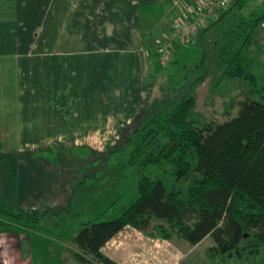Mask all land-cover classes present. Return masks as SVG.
I'll use <instances>...</instances> for the list:
<instances>
[{
    "label": "crops",
    "instance_id": "1",
    "mask_svg": "<svg viewBox=\"0 0 264 264\" xmlns=\"http://www.w3.org/2000/svg\"><path fill=\"white\" fill-rule=\"evenodd\" d=\"M194 2L0 0V198L8 209L39 217L40 224L51 214L45 226L52 227L61 211L71 212L82 181L89 187L95 184L97 171L104 167L102 150L121 148L150 109L180 98L193 79L204 76L194 94L201 91L207 69L194 70L183 84L172 66L199 35L178 46L166 67L156 53L158 40ZM250 54L264 67V43L254 44ZM213 96L208 104L217 115L223 101ZM110 133L118 134L111 146L103 138ZM114 196L108 200L119 204L120 195ZM121 209L96 210L79 224L100 215L111 220ZM152 225L167 227L158 221ZM76 233L68 241L55 240L60 249L56 242L37 239L42 253L36 264L48 258L63 264H101L90 256H74ZM24 238L20 232L0 233V264H35L23 247ZM206 238L191 245L127 225L100 252L118 264H207L208 257L199 254Z\"/></svg>",
    "mask_w": 264,
    "mask_h": 264
},
{
    "label": "trees",
    "instance_id": "2",
    "mask_svg": "<svg viewBox=\"0 0 264 264\" xmlns=\"http://www.w3.org/2000/svg\"><path fill=\"white\" fill-rule=\"evenodd\" d=\"M245 6L244 0H235L199 34L204 45L206 32L237 9L211 40L222 77L247 86L236 102V115L201 126L191 117L193 90L204 76L195 78L180 98L150 109L123 146L104 160L103 169L117 156L135 193L117 217L102 220L100 215L83 224L73 238L79 260L90 256L97 263L118 264L100 249L127 225L154 237L175 235L191 245L209 237L213 245L207 251L216 255L235 249L255 254L264 247V67L250 54L264 14ZM40 220L8 209L0 198V233H23L39 227ZM153 221L167 227L153 226Z\"/></svg>",
    "mask_w": 264,
    "mask_h": 264
},
{
    "label": "rangeland",
    "instance_id": "3",
    "mask_svg": "<svg viewBox=\"0 0 264 264\" xmlns=\"http://www.w3.org/2000/svg\"><path fill=\"white\" fill-rule=\"evenodd\" d=\"M244 2L246 5V11L253 12L256 15L264 14V0H244ZM236 12L237 9L234 8L225 16L224 20L216 23L207 31L204 35L205 46L201 43V41H199L198 37V39L193 41L189 46L184 47L182 49L183 51L181 50L178 55V60L172 65L173 67H176V70H178L179 76H181V83L183 84H186L188 79L193 76L194 70L200 69L203 71V69L206 68L209 71L208 81L205 85H202V89L200 91L201 93L198 92L199 96L198 93L194 94L197 97L198 103L196 105L197 108L195 107L196 110L191 114V117L196 120L200 126L210 121H225L236 115L238 110L236 102L243 97V94L246 91L243 90L245 83L242 80L238 78L227 79L222 77L220 66L214 58L211 46V40L219 32L226 28L227 24L233 19ZM222 13H220L216 19ZM216 25L217 27H215ZM254 37L258 44L264 43V19L258 25ZM152 41L156 44L157 39L154 38ZM199 74L201 73L199 72ZM203 91H208V94L205 93V95L201 96ZM214 93H216V95L219 96V99L223 101V110L220 109V106L218 105V108L220 109V112L222 110V113H216L217 115L210 112V110L212 111L214 109L208 104V98H214L215 100V96H213ZM138 119H140V117ZM138 119L136 120L137 122ZM116 137H118V134L113 135L110 133L106 134L103 138L105 139V143L110 144L109 146H111L112 141H116ZM110 151L111 150L106 147L100 154H105L106 158ZM66 153L67 152L65 151V154ZM116 157L115 154L112 155L107 162L108 166L97 171L96 174L98 177L94 178L96 182L92 185V187H89V185H86L82 181V187L77 190V194H75V198L73 199L74 202L71 205V212L64 213L61 211L60 218L56 221L53 220L50 222L52 227L47 228L45 225L49 222L48 219L52 217L51 214H48L46 218L41 221V225L39 227L32 228L35 230L30 228L23 232L25 235L23 247L27 248L28 254L30 253L31 255H29V258L32 262L36 264L37 257L42 253V250L38 249L40 247L35 245L37 239L45 240L44 242H49L50 244H54L56 242L55 240L58 241L59 239L62 241H68V237L70 236L69 234L76 230L78 232L83 227V225L79 224V222L83 220V218H87L91 215L92 212L99 209H105V212H114L113 210L117 211L118 209H121L123 205L125 206L128 204L135 193L134 188L131 185L132 179L129 175L124 174L121 172V169L118 168V159ZM109 195H120V203L116 204L114 201L110 202V200H108ZM172 238L182 240L177 238L175 235H173ZM62 241L59 242L63 244ZM58 244V242L54 244L57 249L59 248ZM210 245V238H206V240L201 243L199 247V254L206 255L208 257L207 264H264V247L260 248V250L255 254L235 249L225 255H216L215 253H208L207 249ZM76 253L77 252H75V254ZM75 254L74 256H76ZM43 256H45L44 253ZM44 264L63 263L59 261L55 262L48 258Z\"/></svg>",
    "mask_w": 264,
    "mask_h": 264
},
{
    "label": "built area",
    "instance_id": "4",
    "mask_svg": "<svg viewBox=\"0 0 264 264\" xmlns=\"http://www.w3.org/2000/svg\"><path fill=\"white\" fill-rule=\"evenodd\" d=\"M235 0H195L191 9L176 17L167 34L157 42L161 67L173 62L177 47L191 43L210 21L230 7Z\"/></svg>",
    "mask_w": 264,
    "mask_h": 264
}]
</instances>
